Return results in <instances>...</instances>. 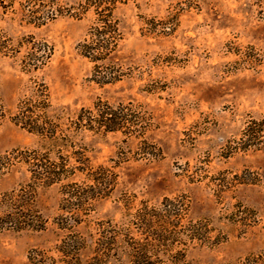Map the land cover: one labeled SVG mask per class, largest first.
Here are the masks:
<instances>
[{
  "label": "rangeland",
  "instance_id": "374dc122",
  "mask_svg": "<svg viewBox=\"0 0 264 264\" xmlns=\"http://www.w3.org/2000/svg\"><path fill=\"white\" fill-rule=\"evenodd\" d=\"M24 1L0 0V34L13 40L33 35L53 46L48 64L34 73L48 87L53 112L65 120L97 100L141 104L151 123L145 139L161 152L159 158L143 154L139 139L121 132L82 133L92 165L124 161L115 168L111 195L95 203L76 232L91 241L96 222L121 221L125 196L134 211L141 201L157 204L163 197L185 195L189 219H208L211 235L224 239L214 248L189 247V263L240 264L264 253V151L221 155L225 142L237 137L250 117L264 113V0H134L118 5L114 16L123 39L113 62L125 76L108 84L92 80V64L75 48L93 21L91 11L81 19L57 17L35 27L20 19ZM82 1L60 0L74 7ZM152 20L172 30L162 35L151 29ZM27 79L18 60L0 56V155L38 143L34 134L9 120ZM23 177L15 173L1 180L0 189ZM58 199L55 187L38 190L36 207L46 219L45 229L1 232L0 264H30L32 249L44 251L48 264H63L57 245L66 233L54 223ZM88 257L83 253L81 262Z\"/></svg>",
  "mask_w": 264,
  "mask_h": 264
},
{
  "label": "trees",
  "instance_id": "16d2710c",
  "mask_svg": "<svg viewBox=\"0 0 264 264\" xmlns=\"http://www.w3.org/2000/svg\"><path fill=\"white\" fill-rule=\"evenodd\" d=\"M130 1L134 0H83L74 7L60 0H25L18 12L21 20L40 27L57 17L81 19L91 11L93 21L75 48L92 64V80L108 84L125 76L113 62L123 39L114 10ZM150 27L162 35L172 30L161 20H152ZM52 55L53 46L33 35L13 40L0 34V56L18 60L20 71L28 75L25 93L17 99L9 120L38 138L33 148L12 149L0 155V181L15 173L24 176L14 186L0 189V233L43 231L46 219L36 207V195L39 189L55 187L60 213L54 223L66 233L57 245L63 264H191L186 259L189 247L214 248L223 243V238L211 235L208 219H189L185 195L163 197L157 204L141 201L134 211L125 196L122 202L126 212L121 221L96 222L91 241L76 232L95 203L111 195L117 183L115 168L124 161L120 158L113 165H92L80 140L82 133L121 132L127 138L139 139L143 154L159 158L161 152L145 139L151 123L141 104L111 105L97 100L65 120L54 113L46 83L34 76ZM247 151H264V113L250 117L239 135L225 142L221 155L228 158ZM83 253L89 254L85 263L80 259ZM48 258L37 249L28 255L30 264H48ZM240 264H264V253L249 255Z\"/></svg>",
  "mask_w": 264,
  "mask_h": 264
}]
</instances>
